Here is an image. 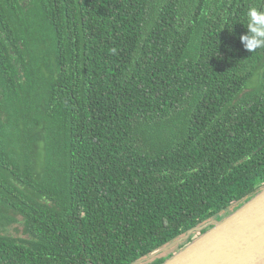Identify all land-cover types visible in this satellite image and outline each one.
I'll list each match as a JSON object with an SVG mask.
<instances>
[{
	"label": "trees",
	"instance_id": "obj_1",
	"mask_svg": "<svg viewBox=\"0 0 264 264\" xmlns=\"http://www.w3.org/2000/svg\"><path fill=\"white\" fill-rule=\"evenodd\" d=\"M252 6L0 0V264H132L264 187Z\"/></svg>",
	"mask_w": 264,
	"mask_h": 264
},
{
	"label": "water",
	"instance_id": "obj_2",
	"mask_svg": "<svg viewBox=\"0 0 264 264\" xmlns=\"http://www.w3.org/2000/svg\"><path fill=\"white\" fill-rule=\"evenodd\" d=\"M212 224L160 264H264V187L229 215L187 231L167 246L132 264L168 251Z\"/></svg>",
	"mask_w": 264,
	"mask_h": 264
},
{
	"label": "clouds",
	"instance_id": "obj_3",
	"mask_svg": "<svg viewBox=\"0 0 264 264\" xmlns=\"http://www.w3.org/2000/svg\"><path fill=\"white\" fill-rule=\"evenodd\" d=\"M261 3H264V0H261ZM245 19V31L239 34V42L250 52L264 49V8L249 7Z\"/></svg>",
	"mask_w": 264,
	"mask_h": 264
},
{
	"label": "rangeland",
	"instance_id": "obj_4",
	"mask_svg": "<svg viewBox=\"0 0 264 264\" xmlns=\"http://www.w3.org/2000/svg\"><path fill=\"white\" fill-rule=\"evenodd\" d=\"M201 226V225H200ZM17 227V228H16ZM15 228H16V230H15ZM22 230V226H18V225H16V224H13V225H11L8 229H7V231H6V233L7 234H11V235H14V236H16V235H21L20 234V232L19 231H21ZM187 233V232H186ZM185 233V234H186ZM201 233L200 232H194L193 234H192V238L193 239H195V238H197L199 235H200ZM22 237H24V235H21ZM179 245V244H178ZM178 245H176V246H174L173 248H171V249H169V251H172V252H177L178 250H179V246Z\"/></svg>",
	"mask_w": 264,
	"mask_h": 264
}]
</instances>
